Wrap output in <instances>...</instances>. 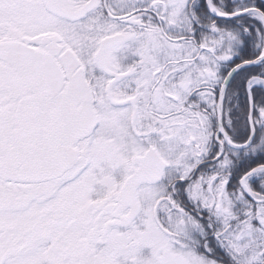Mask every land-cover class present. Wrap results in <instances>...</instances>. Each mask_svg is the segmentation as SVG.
Returning <instances> with one entry per match:
<instances>
[{"label": "snow or ice", "instance_id": "6c2138e0", "mask_svg": "<svg viewBox=\"0 0 264 264\" xmlns=\"http://www.w3.org/2000/svg\"><path fill=\"white\" fill-rule=\"evenodd\" d=\"M0 264H264V0H0Z\"/></svg>", "mask_w": 264, "mask_h": 264}]
</instances>
